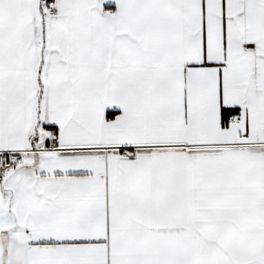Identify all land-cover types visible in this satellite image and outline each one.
Returning <instances> with one entry per match:
<instances>
[{
	"label": "snow or ice",
	"instance_id": "6c2138e0",
	"mask_svg": "<svg viewBox=\"0 0 264 264\" xmlns=\"http://www.w3.org/2000/svg\"><path fill=\"white\" fill-rule=\"evenodd\" d=\"M0 264H264V0H0Z\"/></svg>",
	"mask_w": 264,
	"mask_h": 264
}]
</instances>
